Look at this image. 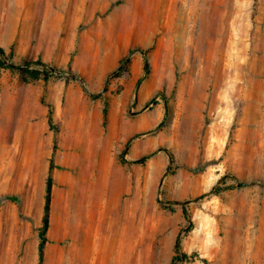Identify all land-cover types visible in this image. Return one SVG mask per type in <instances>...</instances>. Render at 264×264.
Listing matches in <instances>:
<instances>
[{
    "label": "rangeland",
    "instance_id": "374dc122",
    "mask_svg": "<svg viewBox=\"0 0 264 264\" xmlns=\"http://www.w3.org/2000/svg\"><path fill=\"white\" fill-rule=\"evenodd\" d=\"M0 49L1 264H39L51 158L43 264L72 243L88 163L105 220L135 232L124 263L171 264L182 234L178 264H264V0H0Z\"/></svg>",
    "mask_w": 264,
    "mask_h": 264
},
{
    "label": "bare ground",
    "instance_id": "6f19581e",
    "mask_svg": "<svg viewBox=\"0 0 264 264\" xmlns=\"http://www.w3.org/2000/svg\"><path fill=\"white\" fill-rule=\"evenodd\" d=\"M234 47L232 45L229 49H234ZM257 100L264 103L262 97ZM88 125L87 136L94 134L95 138L99 137L100 134L94 129V125L92 123ZM112 136L111 134L109 143L112 142ZM95 170L90 163L84 164L80 177L75 182L77 189L74 201L77 203L76 213L73 218L63 215L62 219L64 224H70L71 228L73 226L72 243L68 249L59 252V264H95L93 260L99 248H104L106 252L104 256L106 261L105 263L100 262L101 264H116L117 260L119 264H126L122 261L124 247L127 240L130 241V245L133 244L135 232H128L127 229L120 230L117 225H112L109 220H105L103 200L109 188L112 187H110L107 177L102 173V169L98 170L97 175L94 173ZM78 229H83L86 233L83 244H79L80 236L76 234ZM32 254L33 247L31 246L29 247V255ZM8 256L9 254L7 259H9Z\"/></svg>",
    "mask_w": 264,
    "mask_h": 264
},
{
    "label": "trees",
    "instance_id": "16d2710c",
    "mask_svg": "<svg viewBox=\"0 0 264 264\" xmlns=\"http://www.w3.org/2000/svg\"><path fill=\"white\" fill-rule=\"evenodd\" d=\"M6 58V54L5 52L0 49V67L1 65L4 64L3 59ZM29 66V65H26ZM27 68V67H26ZM25 67H19V69L26 71ZM149 69H150V63L148 61V59L146 58L145 60V71L146 74H149ZM123 70V67H121L119 69V71L121 72ZM49 78V73L44 72V79L45 81H48ZM106 91V89H105ZM44 102V101H43ZM167 112H168V108H167ZM107 105H105L104 109H103V117H104V126H106V122H107ZM48 124L50 126V129L53 130L55 132V134L58 133V127L55 125L54 123V118H53V109L51 106H49V113H48ZM54 147H53V153L56 151L57 149V145H56V139L54 142ZM124 154L125 152L122 154V161H125L124 158ZM148 160V157H145L143 159L137 160L135 162V164H145V162ZM171 164H173V159ZM55 168L54 165V160L53 158H51L50 160V164H49V171H48V176H47V180H46V186H45V205H44V217L42 220V226L39 229V238H40V243H39V264H43L44 261V251H45V246L48 242V237H47V232L50 226V218H49V213H50V204H51V195H52V190H53V186H54V177H53V170ZM241 186H243V184H241ZM183 214L185 216L186 219H188V212L186 211V209H183ZM183 237L184 235L179 234L175 240V244H174V256L171 260V264H178V263H183V262H189L191 259L193 260L194 257L189 256L188 254H185L182 252V241H183ZM204 264H207L206 260H203Z\"/></svg>",
    "mask_w": 264,
    "mask_h": 264
},
{
    "label": "crops",
    "instance_id": "0c3cea01",
    "mask_svg": "<svg viewBox=\"0 0 264 264\" xmlns=\"http://www.w3.org/2000/svg\"><path fill=\"white\" fill-rule=\"evenodd\" d=\"M39 91L34 92L33 94L31 93L30 95L27 96L26 100L28 102H32L37 104L38 100H39Z\"/></svg>",
    "mask_w": 264,
    "mask_h": 264
}]
</instances>
